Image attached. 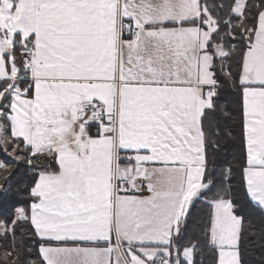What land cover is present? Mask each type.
Listing matches in <instances>:
<instances>
[{"label": "snow or ice", "instance_id": "obj_1", "mask_svg": "<svg viewBox=\"0 0 264 264\" xmlns=\"http://www.w3.org/2000/svg\"><path fill=\"white\" fill-rule=\"evenodd\" d=\"M0 264H264V0H0Z\"/></svg>", "mask_w": 264, "mask_h": 264}]
</instances>
